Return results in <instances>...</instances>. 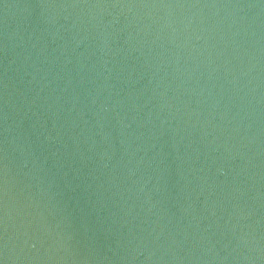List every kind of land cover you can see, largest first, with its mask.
I'll use <instances>...</instances> for the list:
<instances>
[{
	"label": "water",
	"instance_id": "water-1",
	"mask_svg": "<svg viewBox=\"0 0 264 264\" xmlns=\"http://www.w3.org/2000/svg\"><path fill=\"white\" fill-rule=\"evenodd\" d=\"M0 264H264V0H0Z\"/></svg>",
	"mask_w": 264,
	"mask_h": 264
}]
</instances>
